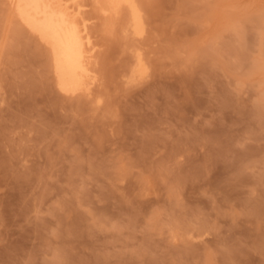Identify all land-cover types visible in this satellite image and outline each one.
Masks as SVG:
<instances>
[{
    "label": "rangeland",
    "instance_id": "obj_1",
    "mask_svg": "<svg viewBox=\"0 0 264 264\" xmlns=\"http://www.w3.org/2000/svg\"><path fill=\"white\" fill-rule=\"evenodd\" d=\"M84 1L89 95L0 0V264H264V0Z\"/></svg>",
    "mask_w": 264,
    "mask_h": 264
},
{
    "label": "bare ground",
    "instance_id": "obj_2",
    "mask_svg": "<svg viewBox=\"0 0 264 264\" xmlns=\"http://www.w3.org/2000/svg\"><path fill=\"white\" fill-rule=\"evenodd\" d=\"M18 19L46 46L55 82L67 93L89 95L97 80L92 64L97 57V42L92 39L90 17L84 0H7ZM103 14L127 9L125 36L139 40L145 20L137 0H91ZM140 2V1H139ZM105 14V15H106ZM124 36V37H125ZM128 37V38H129ZM133 77L145 73L143 57L137 53Z\"/></svg>",
    "mask_w": 264,
    "mask_h": 264
}]
</instances>
